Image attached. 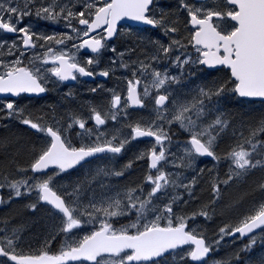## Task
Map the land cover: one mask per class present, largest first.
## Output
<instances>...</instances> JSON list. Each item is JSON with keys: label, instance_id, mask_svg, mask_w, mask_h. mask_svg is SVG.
Instances as JSON below:
<instances>
[{"label": "snow or ice", "instance_id": "1", "mask_svg": "<svg viewBox=\"0 0 264 264\" xmlns=\"http://www.w3.org/2000/svg\"><path fill=\"white\" fill-rule=\"evenodd\" d=\"M4 209L0 264H264V0H0Z\"/></svg>", "mask_w": 264, "mask_h": 264}, {"label": "flooded vegetation", "instance_id": "2", "mask_svg": "<svg viewBox=\"0 0 264 264\" xmlns=\"http://www.w3.org/2000/svg\"><path fill=\"white\" fill-rule=\"evenodd\" d=\"M43 30L52 31L51 28H48V27H44ZM97 79H100V78H97ZM74 90H78V91H80L82 93V95L80 97L81 100L87 102V101L92 99V95L87 93L85 85H76L74 87ZM51 95L55 96V93H52Z\"/></svg>", "mask_w": 264, "mask_h": 264}, {"label": "trees", "instance_id": "3", "mask_svg": "<svg viewBox=\"0 0 264 264\" xmlns=\"http://www.w3.org/2000/svg\"><path fill=\"white\" fill-rule=\"evenodd\" d=\"M4 211V212H3ZM1 211L0 215H5L7 213V209Z\"/></svg>", "mask_w": 264, "mask_h": 264}, {"label": "rangeland", "instance_id": "4", "mask_svg": "<svg viewBox=\"0 0 264 264\" xmlns=\"http://www.w3.org/2000/svg\"><path fill=\"white\" fill-rule=\"evenodd\" d=\"M52 31L56 30L55 28H51Z\"/></svg>", "mask_w": 264, "mask_h": 264}]
</instances>
